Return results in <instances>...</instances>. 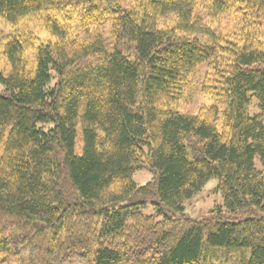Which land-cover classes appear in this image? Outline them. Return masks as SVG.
I'll list each match as a JSON object with an SVG mask.
<instances>
[{
	"label": "trees",
	"instance_id": "obj_1",
	"mask_svg": "<svg viewBox=\"0 0 264 264\" xmlns=\"http://www.w3.org/2000/svg\"><path fill=\"white\" fill-rule=\"evenodd\" d=\"M0 264H264V0H0Z\"/></svg>",
	"mask_w": 264,
	"mask_h": 264
},
{
	"label": "rangeland",
	"instance_id": "obj_2",
	"mask_svg": "<svg viewBox=\"0 0 264 264\" xmlns=\"http://www.w3.org/2000/svg\"><path fill=\"white\" fill-rule=\"evenodd\" d=\"M128 1V0H124ZM107 26V23H104ZM107 31V30H105ZM194 94L192 95L191 101H188L185 105L182 104L180 107L181 110L185 113H196L197 109L201 105H211L213 102L206 97H202V94L196 87H194ZM257 112V103L254 102V106L252 107V113ZM134 180L139 185H144L147 182L154 180V175L147 171L138 172L134 176ZM217 180L212 179L208 182L203 191L194 199L186 204V212L195 217L200 218L204 216V214L208 213L210 209L215 208L218 205L223 204V196L214 192Z\"/></svg>",
	"mask_w": 264,
	"mask_h": 264
}]
</instances>
